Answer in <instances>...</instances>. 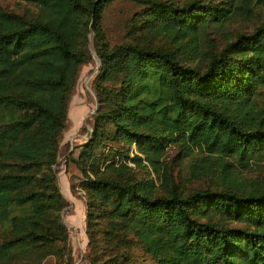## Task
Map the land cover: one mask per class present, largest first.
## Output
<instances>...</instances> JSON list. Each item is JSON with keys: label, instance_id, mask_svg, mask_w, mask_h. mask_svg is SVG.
Masks as SVG:
<instances>
[{"label": "trees", "instance_id": "trees-1", "mask_svg": "<svg viewBox=\"0 0 264 264\" xmlns=\"http://www.w3.org/2000/svg\"><path fill=\"white\" fill-rule=\"evenodd\" d=\"M26 1L35 12L0 4V264H40L50 254L74 262L53 164L90 40L100 60L97 106L75 159L89 263L264 264V177L239 181L228 160L264 155V20L219 48L202 45L209 24L248 16L264 0H139L141 27L164 33L170 46L111 44L101 17L112 0ZM113 140L129 145L115 147L101 169L95 150ZM170 143L184 156L200 154L196 165L219 187L159 191L138 177L144 161L158 167Z\"/></svg>", "mask_w": 264, "mask_h": 264}, {"label": "rangeland", "instance_id": "rangeland-1", "mask_svg": "<svg viewBox=\"0 0 264 264\" xmlns=\"http://www.w3.org/2000/svg\"><path fill=\"white\" fill-rule=\"evenodd\" d=\"M183 3L187 0H175ZM202 3H216L220 0H198ZM0 4L9 10L23 14L35 12V4L26 0H0ZM146 3L139 0H112L107 3L102 11L101 24L111 44L131 41L134 39L147 40L157 45L170 46L172 43L164 33L151 35L141 27L142 12ZM264 20V6L258 5L248 16H233L222 25L209 24L202 31V45L204 49L212 50L213 44L220 47L226 40L235 38L238 33H250L256 25ZM91 32L88 34L91 38ZM91 58L81 65L77 82L72 92L66 126L62 130L59 144V154L56 163L53 164L57 174V181L61 191L68 198V203L61 210V217L68 226L69 244L74 257L73 264H90L88 257V237L86 233V193L80 186L84 175L77 165L81 147L90 137L92 132V113L96 109L95 92L92 80L99 65V58L94 52L91 40L89 42ZM258 101L264 106V88L259 94ZM123 140H113L109 145L101 146L95 150L94 161L101 164V169L107 158H112L115 147H121ZM135 144H131L130 156L133 155ZM200 160V154H181L177 143H170L161 156L158 167H152L147 161L143 166L137 167L138 177L153 179L159 191H165L166 187L173 186L182 193L195 188L211 186L219 187L221 179L211 173H205L201 166L196 165ZM230 168L236 173L237 180L244 177H264V155L250 158L248 161H239L236 157H230ZM128 162L132 165V161ZM207 163V162H206ZM213 164V163H212ZM195 167L194 171L192 168ZM216 172L220 167L214 166ZM164 172V174H163ZM165 174L168 177H165ZM90 175L94 176L92 170ZM216 178V180H215ZM235 223V222H231ZM2 239V227L0 226V240ZM134 251L143 255L141 246L134 241ZM148 255H145L147 257ZM146 261L152 263L153 257ZM40 264H59L53 255H47Z\"/></svg>", "mask_w": 264, "mask_h": 264}, {"label": "crops", "instance_id": "crops-1", "mask_svg": "<svg viewBox=\"0 0 264 264\" xmlns=\"http://www.w3.org/2000/svg\"><path fill=\"white\" fill-rule=\"evenodd\" d=\"M67 198V197H66ZM68 199V198H67Z\"/></svg>", "mask_w": 264, "mask_h": 264}]
</instances>
